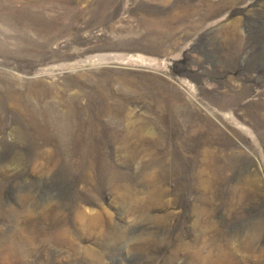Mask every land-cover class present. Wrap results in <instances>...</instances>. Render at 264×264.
Instances as JSON below:
<instances>
[{"label": "rangeland", "instance_id": "1", "mask_svg": "<svg viewBox=\"0 0 264 264\" xmlns=\"http://www.w3.org/2000/svg\"><path fill=\"white\" fill-rule=\"evenodd\" d=\"M0 264H264V0H0Z\"/></svg>", "mask_w": 264, "mask_h": 264}]
</instances>
